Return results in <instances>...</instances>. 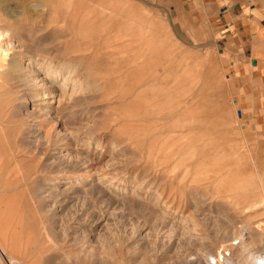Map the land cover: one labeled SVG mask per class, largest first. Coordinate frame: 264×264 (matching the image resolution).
I'll list each match as a JSON object with an SVG mask.
<instances>
[{"label": "rangeland", "instance_id": "rangeland-1", "mask_svg": "<svg viewBox=\"0 0 264 264\" xmlns=\"http://www.w3.org/2000/svg\"><path fill=\"white\" fill-rule=\"evenodd\" d=\"M192 17L0 0V264L264 261V93Z\"/></svg>", "mask_w": 264, "mask_h": 264}, {"label": "crops", "instance_id": "crops-1", "mask_svg": "<svg viewBox=\"0 0 264 264\" xmlns=\"http://www.w3.org/2000/svg\"><path fill=\"white\" fill-rule=\"evenodd\" d=\"M170 1L180 12H191L192 20H208L222 35L231 75L248 73L256 81L250 91L264 93V0Z\"/></svg>", "mask_w": 264, "mask_h": 264}, {"label": "bare ground", "instance_id": "bare-ground-1", "mask_svg": "<svg viewBox=\"0 0 264 264\" xmlns=\"http://www.w3.org/2000/svg\"><path fill=\"white\" fill-rule=\"evenodd\" d=\"M0 45L3 46L4 44H3V43H0ZM37 78H38V77H37ZM37 78H36V79H37ZM38 79H39V78H38ZM45 79H47V78H46V77L43 78V80H45ZM67 80H68V79L66 78L65 81H67ZM51 84H52V83H51ZM51 84H50V85H51ZM54 87H55L54 85L49 86V88L51 89V90L49 91L50 97H53L52 93H54ZM63 93H64V92H63ZM29 96H38V94H31V93H30ZM47 96H48V95H47ZM47 96H45L44 98H47ZM57 96H58V95H57ZM62 96H63V95H62V93H61V94L59 95L60 99L62 98ZM60 99H59V106H60ZM45 106H46V107H44V110H43V111L45 112L46 115L49 114V113H52V112H53V111H52V110H53L52 108H54V106H52L51 103H49L48 105H45ZM58 109H59V107H58ZM58 109H57V110H58ZM20 112H21V114L24 113L27 117H32V116L34 115V113H35L34 111L27 110V109L24 110V111H22V109H21Z\"/></svg>", "mask_w": 264, "mask_h": 264}, {"label": "clouds", "instance_id": "clouds-1", "mask_svg": "<svg viewBox=\"0 0 264 264\" xmlns=\"http://www.w3.org/2000/svg\"><path fill=\"white\" fill-rule=\"evenodd\" d=\"M260 264H264V261H261Z\"/></svg>", "mask_w": 264, "mask_h": 264}]
</instances>
